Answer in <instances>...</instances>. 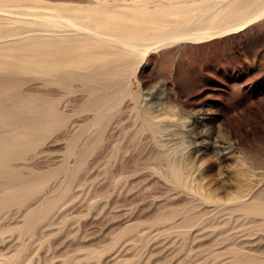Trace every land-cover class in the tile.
I'll return each mask as SVG.
<instances>
[{
  "label": "rangeland",
  "instance_id": "obj_1",
  "mask_svg": "<svg viewBox=\"0 0 264 264\" xmlns=\"http://www.w3.org/2000/svg\"><path fill=\"white\" fill-rule=\"evenodd\" d=\"M167 1L0 0V33L14 32L8 37L13 38H0V107L4 114L14 113L11 126H0V139L25 131L37 143L29 159L9 155L6 170L17 173L19 181L0 176V264H107L125 250L167 252L185 234L194 238L193 246L203 247L213 238L249 239L242 245L264 255V228L220 208L243 191L264 193V14L210 29V20L231 1L202 15L204 4L198 3L178 21L192 30L220 33L199 42L162 39L177 25H157L132 5L148 4L158 18ZM258 5L264 0H255L253 7ZM95 9L106 11L105 35L127 39L135 31L145 33L143 49L87 37L91 70L62 66L45 75L22 69L24 56L36 48L33 42L47 34L40 17L63 12L98 30L86 18ZM107 61L113 75H98ZM94 95L108 97L103 118L91 107ZM52 103L69 123L47 132L46 108ZM82 128L88 132L77 141V154H70L73 133ZM170 165L185 172L191 187L165 177ZM198 189L212 199L200 200ZM168 217L190 226L172 227ZM128 225L132 229L122 232Z\"/></svg>",
  "mask_w": 264,
  "mask_h": 264
},
{
  "label": "bare ground",
  "instance_id": "obj_2",
  "mask_svg": "<svg viewBox=\"0 0 264 264\" xmlns=\"http://www.w3.org/2000/svg\"><path fill=\"white\" fill-rule=\"evenodd\" d=\"M224 1H226V0H193V1L192 0H171L170 3L167 1L169 4L168 5L162 4L163 6H161V8H160L161 16H159L158 18H155L152 15V12L149 11V9H148L149 5L148 4L138 5L135 3L132 5V7L134 9H136L137 11L141 12L142 14H144L147 17V20L152 19L153 22L157 25L165 26V27H171L173 25L174 26L177 25V27H173V29L169 30L165 35H163L162 39L180 38V39L186 40V38L187 39L191 38L194 40H198V42H199V41H203L202 39L206 38V37H209L210 39H212V38L216 37L217 36L216 34H218L220 32L205 31L203 29L192 30L185 23L181 24L178 21V18L179 17H186V16H188L189 13H191V11H194V10H192V7L194 6V4H198V3L204 4L203 7L201 8V12H202L201 15H202L205 12H207L212 7V5H214L216 3H221ZM230 1H231L230 5L221 14L213 17L210 20V29H223L227 26L233 25V23H235V22L245 20L248 16L252 15V13L257 14V16H261L264 14V6L258 5L256 7H253L255 0H230ZM129 6H128V8H129ZM105 12L106 11L104 9H95L93 12H91L89 15L86 16V18L88 20L87 23L89 25H91V24L95 25L98 28V30L97 29L95 30L94 28H91L88 26L80 25L72 17L64 15L63 12H61L60 15H58V16H53V15L48 14V15H44V16L40 17L43 20V27H44V30L47 32V34H46V36H44L38 40H35L33 42V44L35 45L36 48L32 51L31 54H28V56L24 54L25 56H24V59L22 60V62H23L22 63L23 64L22 69L26 70V71L28 70L31 72H35V73H43L45 75L51 74L53 72V70L60 69L62 66H70V67L74 68V71H83V70H88V69L91 70L90 61L92 60V55L90 53L86 52L87 47L85 46V44L83 42V41H85V38H87V37L98 38V39H102L105 41H114V42L118 43L121 47H130L135 51H141V49H143L142 47L145 45V41H146V38L144 35L145 33L143 34V33L135 31V32L131 33L130 38H127V39L121 38V37L107 36L103 33L102 29L106 26L105 21L102 20V19H104L103 15ZM77 14H78V12H77ZM62 28H65L64 32L61 30ZM118 29L120 30L121 27H118ZM239 29H241V28H239ZM233 31H231V32H233ZM68 32L72 33V36H68L67 35ZM224 34H225V32H224ZM12 35H14V32L12 31V29H10V30H6L4 32H1L0 38H4V39L8 40L10 38H13V37L8 38L9 36H12ZM4 39H1V40H4ZM204 41H206V40H204ZM81 42H83V43H81ZM163 44L164 43H162V45ZM28 52H29V50H28ZM143 53H144V51H143ZM146 53H147V50H146ZM17 68H18V66H17ZM112 72H113V68L110 65V62H108V61L105 62L104 64H101L97 70V73L100 76H109L110 77V75H113ZM90 74H93V73H90ZM87 75L85 73V75H83V77H86ZM96 77H97V74H96ZM86 88H87V86H86ZM121 90H123V89H121ZM122 92L123 91H121V93ZM104 93H106V92H104ZM127 94H129V93H127ZM107 96H108V93H107ZM94 97H95V95H94ZM117 97L120 98L121 96L119 97V95H118ZM88 98L90 99V97H88ZM107 98L108 97L103 95V96L95 97V99L93 101L91 100L92 101L91 107L96 112L95 114L99 115L100 118L105 117L107 114L108 110L106 108H108V106L110 105L109 100ZM113 98L111 97V100ZM68 99H70V97ZM73 100L74 99H72L70 101H73ZM115 100L118 101V99H116V98H115ZM19 102H21V101H19ZM44 103H46V102H44ZM60 104H61V102L59 103V105ZM113 104H116V103H113ZM113 104H112V106H113ZM46 111H48V114L46 116L47 118H46V121H45V124L43 127L45 129V131L49 132V131H53L54 129H64L68 125L69 120L64 116L65 113H64V115H62V114H59L57 112V104H55V103L50 104L48 106V108H46ZM109 112H112V111H109ZM42 113H44V112H42ZM13 116H14V113H10L8 115L4 114L1 107H0V126H4V127L5 126H11L13 123V122H11V118H13ZM89 125H91V124H89ZM92 125H93V123H92ZM78 127H80V126L78 125ZM103 127H101V129H100V127L98 128V131H99L98 134H101L103 132ZM89 128L90 127L88 126L87 129H89ZM71 129H73V126ZM77 129L78 128L76 126L75 131ZM5 131L6 130H4L3 133H5ZM78 131L77 132L73 131L74 132L73 138L71 140V144L69 147V153L70 154L75 153L76 150L78 151V149H77L78 144H79V142H82V141H80V139L83 140V138H82L83 135L85 134V132H88V130L84 131L83 128L81 129V131H79V132ZM62 132H63V130H62ZM91 135H92V132H91ZM88 139H90V138H88ZM77 141H78V144H77ZM86 143H87V141H86ZM80 145H81V143H80ZM36 150H37V143L35 141H33L30 137H28L27 132H25V131H22V132L20 131V132L15 133L14 136H12V138H10V139L4 138V137L2 139H0V176L19 181L18 178H20V177H18L17 173H15L14 171L9 172L6 170V168L10 165L9 155L11 153H15L14 155H16L20 159H29V158H27V156L35 154ZM120 150H121V145H117V146H115L113 152L117 155V153H119ZM79 152H81V150ZM75 154H77V152ZM121 154H123V153H121ZM87 155H88V153H87ZM164 157H166V156H164ZM68 159H69V157H68ZM85 159H83V160H85ZM167 162H169V161L167 160ZM113 163H114V161H113ZM161 164H163V163H161ZM163 165H162V169H164ZM176 165H170L167 168L165 167V169H166V170H164L166 172L165 177L169 180L174 181L173 183H176L177 185L183 186V188L190 186L189 185V179H188L187 175L184 174L185 172L183 173ZM65 166H67L69 169L68 164ZM160 169H161V167H160ZM70 170H68V171H70ZM65 171H66V169H65ZM72 175H73V173H72ZM43 178L45 180V177H43ZM47 178L48 177H46V179ZM63 178H64V176H63ZM21 180H23V179H21ZM50 182H51V180H50ZM45 183H47V182H45ZM62 185H63V182H62ZM62 185L60 184L59 187L62 188L63 187ZM120 186H121V184H120ZM54 188H55V186H54ZM119 188H121V187H119ZM119 188L117 186L118 190H119ZM48 190L50 191V189H48ZM249 191L250 192H244L243 191V193H241L238 196H236L235 198H233L232 201L227 202V203H222L220 208L223 207V209L229 210L230 214L232 216L236 215V218L246 216L248 219L252 220V222H255V223L258 222L259 223L258 225L256 223L257 227H260L259 229H263L264 228V193L261 191V189L256 190L255 192H254V190L252 191L251 189ZM56 193H54V194H56ZM197 193H198L200 200H202L204 202L212 199V196L205 194L200 189L197 190ZM51 194H53V193H51ZM53 195H52V197H54ZM57 195H58V193H57ZM45 201H46V198H45ZM52 203H54V202H52ZM40 204L44 206V202H43V204L42 203H40ZM218 204H220V203H218ZM36 205H38V203ZM54 205H55V203H54ZM42 207H41V209H42ZM41 209H40V211H41ZM0 210H1V208H0ZM29 210H30V208H29ZM31 210H33V209H31ZM221 210H222V208H221ZM49 212H50V210H49ZM220 213H223V212H220ZM42 214H41V217H42ZM183 214H184V211H183ZM42 220L43 219H40V221H42ZM167 220L170 221V223H171L170 225H172V227H183L184 228V227L190 226V223H188V222L186 224L176 223L177 221L176 222L173 221L174 220L173 217H168ZM226 220H227V218H226ZM224 222H226V221H224ZM241 225H243V224H241ZM130 229H132V225L126 226L122 232L129 231ZM185 235L183 236V238H181L179 240V243H180L179 246H174L172 249L168 250L167 252H163L160 254L159 253L160 251L155 250V249L151 250V251H145V250H139V249L138 250H132V251H129V250L126 251L125 250L124 252H121L118 255L111 256V258L107 261V264H264V255L256 252L258 250V248H256L257 250H254L255 249L254 246H253L254 249H252L250 247H246V246L242 245L243 243H250L249 239H248L249 242L248 241L239 242L236 239L230 238L228 236H225L222 238H213L211 240V243L209 246L203 247V245H206V244L202 243V244H199L198 246H193V244H191V242H192V239H194V238H191L190 235H188V236L187 235L185 236ZM261 238H263V237H261ZM254 241H256V239ZM172 242L176 244L177 240H173ZM207 243H208V241H207ZM251 246H252V244H251ZM258 251H261V249H259Z\"/></svg>",
  "mask_w": 264,
  "mask_h": 264
}]
</instances>
